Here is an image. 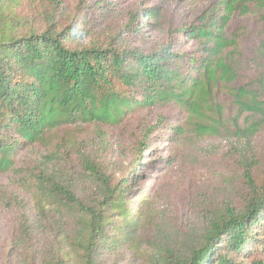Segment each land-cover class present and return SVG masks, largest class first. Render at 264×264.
I'll return each instance as SVG.
<instances>
[{
  "label": "trees",
  "instance_id": "1",
  "mask_svg": "<svg viewBox=\"0 0 264 264\" xmlns=\"http://www.w3.org/2000/svg\"><path fill=\"white\" fill-rule=\"evenodd\" d=\"M122 1L0 0L9 262L105 264L127 247L140 264H264V0H177L196 7L176 25ZM156 138L166 171L210 163L219 185L176 212L117 176Z\"/></svg>",
  "mask_w": 264,
  "mask_h": 264
},
{
  "label": "rangeland",
  "instance_id": "2",
  "mask_svg": "<svg viewBox=\"0 0 264 264\" xmlns=\"http://www.w3.org/2000/svg\"><path fill=\"white\" fill-rule=\"evenodd\" d=\"M67 5L71 6L76 0H66ZM125 7L132 5H145V6H158L160 8H166L167 19L170 20L174 25L180 21L182 15L185 18H192L193 10L196 6H190L181 8L177 0H123ZM112 26H115L112 24ZM109 29H115L110 27ZM152 38H159V33H152ZM185 48L194 46V43H186L184 38L182 39ZM185 41V42H184ZM259 146L264 154V136L259 139ZM168 146L164 139H154L148 149L144 152L139 166L136 170L135 159L130 156H125L124 165L117 176L124 178L131 177L137 178L135 188L148 184L153 188V193L158 201L167 203L172 207L173 211L179 212L183 207L184 194L190 188L203 187L205 180L211 178V185H219L217 179H215V172L225 173V170L215 169L213 171L208 170L210 163L207 165H200L191 163L185 165V167L175 166L172 169L166 171L164 164L168 156ZM217 164H220V159L215 160ZM135 173V174H133ZM264 178V165L259 167V171L256 174V179L261 180ZM207 183V182H206ZM14 231V225L9 223L0 217V264H11L7 254L10 251L11 246V234ZM133 249L127 247H121L114 255L105 256V264H140L136 257L133 255Z\"/></svg>",
  "mask_w": 264,
  "mask_h": 264
}]
</instances>
